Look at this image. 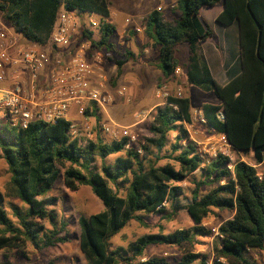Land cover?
<instances>
[{"label": "trees", "instance_id": "1", "mask_svg": "<svg viewBox=\"0 0 264 264\" xmlns=\"http://www.w3.org/2000/svg\"><path fill=\"white\" fill-rule=\"evenodd\" d=\"M217 5L223 11L216 22L225 28L236 25L239 31L240 72L232 71L225 86L213 78L200 49L215 37L201 10ZM110 6L109 0H0V16L24 40L45 48L61 11L78 17L97 15L100 41H94L93 32L85 27L79 37L102 49L112 47L110 38L117 31L110 22ZM178 10L177 18L170 19L158 9L146 19V36L158 51L156 66L166 79L174 77L180 68L178 47L187 44L184 71L188 84L213 93L221 102L220 106H203L207 125L224 135L237 154L251 155L253 163H233L222 154L211 158L199 151L186 127L194 123L188 97L168 96L166 104L143 121L144 134L135 143L126 138L105 142L98 107L85 112L98 122L95 139L72 136V122L64 119L54 124L33 122L23 129L0 118V157L12 174L17 197L28 207L24 213L15 210L18 221L14 223L0 191V251L24 254L28 243L47 249L69 242L67 235L61 236L67 223L50 210L55 202L50 193L63 177L72 192L90 187L104 207L78 221L86 264H256L251 253L264 252V0H179ZM131 55L117 62L118 76ZM172 134H176L174 139ZM164 159L168 162L160 166ZM197 172H201L200 179L188 197L180 184ZM204 187L211 188L203 193ZM216 210L233 214L218 227V235L204 224ZM181 213L189 215L191 228L144 236L127 248L112 246V240L133 221L149 227L146 219L150 216L171 221ZM210 238L216 240L212 259L197 252L201 240ZM154 245L176 247L181 258L142 261Z\"/></svg>", "mask_w": 264, "mask_h": 264}, {"label": "rangeland", "instance_id": "2", "mask_svg": "<svg viewBox=\"0 0 264 264\" xmlns=\"http://www.w3.org/2000/svg\"><path fill=\"white\" fill-rule=\"evenodd\" d=\"M112 12L110 22L116 26V33L110 38V46H104L102 49H96L91 46L90 57L102 59V66L105 70L106 85L108 91L114 96V102L100 111V125L105 124L113 126L118 124L124 127L132 128L139 137H142L144 131L141 130L143 121L149 118L151 113L159 106L166 104L168 96L188 97L192 101L194 123L186 125L190 133L191 140L198 145L199 151L206 157L216 158L219 154L236 161H244L252 164L251 155L246 156L237 154L228 145L223 138L224 135L212 130L202 116L201 110L203 105L212 104L220 106L221 102L213 93H207L198 87L190 86L187 82L184 65L188 60V45L183 44L178 47L176 57L180 63V72L171 79H166L156 66L158 59V51L153 47V42L146 36L145 22L151 11L161 10L170 19L180 16L178 10L179 0H109ZM62 12V11H61ZM60 12V13H61ZM78 18V17H77ZM80 19V18H78ZM82 19L87 26L90 21H95L100 25L101 18L97 15L89 16L82 14ZM130 20L127 23L126 20ZM204 19V18H203ZM82 20V23H83ZM205 20V19H204ZM206 21V20H205ZM0 23L9 27L10 25L2 20ZM83 23V24H84ZM208 24L216 26L215 21ZM99 27H93L89 30L93 32V40L100 41L101 35ZM139 28L141 32L135 29ZM82 28L79 29L77 42L86 40L81 35ZM214 31V30H213ZM210 42H217V38L210 39ZM91 45V41L86 40ZM208 44V43H207ZM203 45L208 48L209 45ZM128 53H131L130 59L122 68L121 76H118L117 62L126 60ZM93 55V56H92ZM113 58V61L109 57ZM217 74V72H214ZM125 88V96L118 95L120 89ZM153 95V96H152ZM69 119L75 123L84 121L82 115L78 114V110L72 109ZM89 122L96 124V118L91 117ZM107 143H111L113 139L108 136H101ZM172 139L176 134L171 135ZM139 142V139L138 141ZM186 142H184L185 144ZM139 146L138 143H136ZM166 153H164L165 155ZM116 156L111 159L114 160ZM167 159L159 163L160 166L166 164ZM95 165L100 169L101 161L96 160ZM232 166V165H231ZM201 172H197L193 177L180 184L185 189V195L191 197L195 189V180H199ZM211 187H204L203 193H207ZM0 191L5 196V208L9 217L14 223L18 219L15 216V210L24 213L27 206L17 197L15 187L12 183V174L6 162L0 157ZM50 196L55 200L54 206L50 210L54 211L60 220L67 223V231L61 236H68L69 242L62 245L47 249H36L28 243L24 254L0 251V262L3 264H86L85 256L80 249L79 218L81 216L89 217L104 210L102 202L96 197L93 190L88 186H82L77 192L68 190L64 184L63 177H60L55 184ZM182 198L180 197V200ZM233 214L229 211H215L209 218L205 220V226L212 228L218 235V227L225 221L232 219ZM149 227H144L138 222H131L118 236L112 240L113 248H127L129 244L135 243L139 238L151 234H170L176 230L187 229L193 226V222L186 213L179 214L171 221H162L159 216H150L146 219ZM45 226L51 229L49 222H45ZM161 227V228H160ZM3 229L0 226V233ZM197 246V252L213 258L214 238L203 239ZM4 255L8 256L4 259ZM154 257L168 258L174 262L181 258V253L176 247L167 245H154L148 247L146 256L142 261ZM251 257L256 264H264V252L254 251Z\"/></svg>", "mask_w": 264, "mask_h": 264}, {"label": "built area", "instance_id": "3", "mask_svg": "<svg viewBox=\"0 0 264 264\" xmlns=\"http://www.w3.org/2000/svg\"><path fill=\"white\" fill-rule=\"evenodd\" d=\"M77 17L75 13L62 11L45 48L27 42L0 23V118L10 126L26 129L33 122L54 124L61 119L72 122L69 115L75 108L84 121L72 122L71 135L95 139L96 124L89 122L91 117L85 116V112H92L94 107L104 109L115 98L107 89L102 59L90 57L91 45L75 39L80 28L100 25L90 21L87 26L82 17ZM135 30L141 32L139 28ZM125 92L122 88L118 95L124 97ZM220 118L224 119V115ZM100 133L114 141L138 140L132 128L118 124H102Z\"/></svg>", "mask_w": 264, "mask_h": 264}, {"label": "crops", "instance_id": "4", "mask_svg": "<svg viewBox=\"0 0 264 264\" xmlns=\"http://www.w3.org/2000/svg\"><path fill=\"white\" fill-rule=\"evenodd\" d=\"M222 11V5H217L216 7L212 8H203L201 10V17L204 18L207 22H216V18ZM213 30L215 33V38H217V42L213 43L210 42L211 40H208L201 45L200 49L212 73L213 78L217 81V83L225 86L231 79L230 73L232 71L237 72V74L240 72L239 31L236 25L225 28L220 26L217 22L216 26L213 27ZM205 44L209 45L208 48L203 47V45ZM214 72H217V74H214ZM160 73L162 74L161 70ZM201 113L204 117L202 110ZM204 122H206L205 118Z\"/></svg>", "mask_w": 264, "mask_h": 264}]
</instances>
